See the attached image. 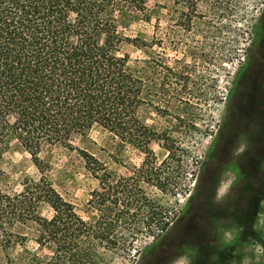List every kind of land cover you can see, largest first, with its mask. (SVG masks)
<instances>
[{
    "label": "rangeland",
    "instance_id": "obj_1",
    "mask_svg": "<svg viewBox=\"0 0 264 264\" xmlns=\"http://www.w3.org/2000/svg\"><path fill=\"white\" fill-rule=\"evenodd\" d=\"M146 1L151 20L134 12L126 22L127 32L139 35L148 45L127 49L146 87L160 96L164 81L168 83L170 107L143 106L140 115L157 131L173 134L169 142L151 143L157 165L170 172L171 185L164 192L140 183L146 207L137 222L127 216L121 219L126 228L141 227L133 247L111 250L93 264H220L221 260L223 264H264V205L254 231L249 224L241 227L234 221L232 202L239 174L231 138L220 142L222 132L231 131L234 104L241 106L245 100L242 97L240 103L238 98L234 103L237 86L240 91L255 90L253 78L259 72L264 90V0ZM72 145L45 146L39 155L56 189L90 220L93 212L88 202L99 182L78 149L94 153L116 174L132 177V183H138L136 171L145 153L99 128L76 136ZM238 146L246 148L244 138ZM169 148L177 154L169 155ZM2 166L7 188L14 192L22 190L26 178L41 175L32 154L18 143L6 152ZM42 213L51 216L52 211L44 205ZM160 217L174 220L167 232L160 229ZM14 233L8 250L0 237V264H18L26 249L49 253L36 243L37 224L17 225ZM20 233L25 237H19Z\"/></svg>",
    "mask_w": 264,
    "mask_h": 264
},
{
    "label": "trees",
    "instance_id": "obj_2",
    "mask_svg": "<svg viewBox=\"0 0 264 264\" xmlns=\"http://www.w3.org/2000/svg\"><path fill=\"white\" fill-rule=\"evenodd\" d=\"M134 12L151 20L146 0H0V237L8 250L14 228L35 223L36 243L49 251L26 249L28 257L18 264H93L111 250L131 249L141 227L126 228L121 219L137 222L146 207L140 183L169 190L170 172L157 165L151 143L169 142L173 134L146 123L140 109H168L170 90L164 81L158 96L132 64L127 47L148 45L127 32L126 19ZM95 128L140 149L145 161L136 171L138 183H132V177L116 174L79 148L99 182L88 202L93 214L85 220L56 189L39 153L45 146L72 147L76 136ZM13 143L32 154L41 174L26 178L17 192L8 190L2 166ZM176 154L169 148V155ZM44 205L51 216L42 213ZM161 218L160 229L167 232L174 220Z\"/></svg>",
    "mask_w": 264,
    "mask_h": 264
},
{
    "label": "flooded vegetation",
    "instance_id": "obj_3",
    "mask_svg": "<svg viewBox=\"0 0 264 264\" xmlns=\"http://www.w3.org/2000/svg\"><path fill=\"white\" fill-rule=\"evenodd\" d=\"M249 70L250 68L246 73ZM260 75L258 72L253 78L255 90L240 91L237 86L233 96L234 103L238 98L240 103L242 97L245 100L241 106L234 104L231 112L234 120L231 131L228 133L223 131L220 135V142L224 137L231 138L234 161L239 174L238 186L233 195L232 218L241 227L242 224H249L253 231L264 205V90H261ZM261 104L263 105L260 106ZM242 138L246 142L244 149L238 146ZM202 264L218 263L205 261Z\"/></svg>",
    "mask_w": 264,
    "mask_h": 264
},
{
    "label": "clouds",
    "instance_id": "obj_4",
    "mask_svg": "<svg viewBox=\"0 0 264 264\" xmlns=\"http://www.w3.org/2000/svg\"><path fill=\"white\" fill-rule=\"evenodd\" d=\"M222 195V194H221Z\"/></svg>",
    "mask_w": 264,
    "mask_h": 264
}]
</instances>
